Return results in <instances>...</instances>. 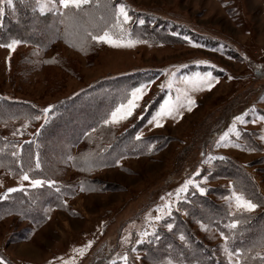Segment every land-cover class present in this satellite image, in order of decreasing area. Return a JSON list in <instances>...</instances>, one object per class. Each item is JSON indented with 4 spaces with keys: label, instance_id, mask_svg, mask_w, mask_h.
Segmentation results:
<instances>
[{
    "label": "rangeland",
    "instance_id": "obj_1",
    "mask_svg": "<svg viewBox=\"0 0 264 264\" xmlns=\"http://www.w3.org/2000/svg\"><path fill=\"white\" fill-rule=\"evenodd\" d=\"M121 3L132 17L123 32L112 27L116 5ZM24 4L32 11L30 26L48 18L50 25L40 27L54 32L43 39L32 38L33 44L18 39L12 50L0 47V98L8 101L0 102L2 107L28 105L41 116L35 126L19 119L0 124V135L10 141L8 147L19 149L52 119L50 111L61 110L62 102L89 87H93L91 97L106 102L121 99L112 110L126 103L133 88L141 84L146 88L131 116L105 124L112 137L126 130L133 131L132 137L121 144L109 140L111 144L100 152L104 142L90 132L87 140L70 148V155L82 148L85 159L75 162L79 170L65 159L58 164L61 171L56 178L53 172L58 166L51 171L53 186L33 188L29 181L20 180L23 173H0V194L24 185L22 191L0 199V260L5 264H99L98 258L107 255L108 264L169 260L172 264H241L239 252L249 247L240 246L241 242L250 240L248 229L242 228L248 217L264 213V120L259 119L264 117V0H89L79 10L43 14L36 0ZM13 6L14 0L12 6L0 5L11 15ZM143 28L145 37L140 35ZM105 29L125 44L135 43L113 46L87 35H102ZM208 72L215 77L210 90L188 86V95L195 101L191 111L184 107L181 116H165L161 126L149 123L166 98L175 101L179 94L183 102L182 77ZM168 82L171 89L160 87ZM49 105L45 119L41 110ZM236 116L244 118L235 124L238 136L229 132ZM79 118L87 117L75 119ZM109 131L105 130L104 138L110 137ZM226 132L229 135L217 144ZM55 141L54 136L50 144ZM81 169H87L85 174ZM186 180L195 183L177 198L176 190ZM241 184L246 188L250 184L251 193L244 192ZM234 191L257 207L250 212L237 210L228 199ZM194 195L219 206L224 216L212 219L214 213L201 211ZM233 220L235 228L229 227ZM174 228L188 232L203 248L199 259L184 234L171 233ZM163 237L169 239L166 247L172 250H158L152 257L148 246L154 247ZM251 240L260 242V238ZM89 241L91 246L81 255L78 250ZM258 250L251 246L248 252L255 256ZM164 253L167 256L162 257Z\"/></svg>",
    "mask_w": 264,
    "mask_h": 264
},
{
    "label": "trees",
    "instance_id": "obj_2",
    "mask_svg": "<svg viewBox=\"0 0 264 264\" xmlns=\"http://www.w3.org/2000/svg\"><path fill=\"white\" fill-rule=\"evenodd\" d=\"M24 2H30V0H14V14L11 15L10 12L6 9L4 11L3 16H0V42H7L5 41L7 39H19L29 44H33L35 42L32 38L41 37L43 39L44 37H48L49 35L53 34L54 30L52 32V29L50 31L47 28L46 30H44L45 28L42 29L43 27H40H48V25H50V21L48 20V18L41 19L42 22H39L40 25L36 26L35 24H32V26H30L32 11L29 7L24 4ZM32 27L35 29V32L31 30L33 29ZM145 30L146 29L143 28V31L140 34L142 35V37H145V34H143ZM151 31L154 32L152 29ZM19 37L25 38L21 39ZM45 41H43L42 43H46ZM135 83H138V81H133V85H136ZM108 85L109 84L107 83V87ZM130 87H132V84ZM92 90L93 87H89L83 92L80 91L77 95L71 97L70 99H67L69 101L62 102L60 104V106L63 107L61 110L55 108L54 110L50 111V113L53 115L52 119H50L46 124L42 125L38 130H36L35 133L32 135L31 140H26L29 142L23 141L20 144L21 147L19 149H14L13 147L12 149L8 147L7 145L10 142L9 139L4 138L0 135V173L16 175L22 174L23 172H28L31 178L51 180L49 179L52 177L51 171H53L54 168L58 166L59 163L63 162L65 159L67 163L75 165L76 169H78L75 162H77L79 157L85 159V156H81L82 148H79L76 153H73L71 155L70 148L79 143H82L83 140H87V135H89L90 132H92V134L94 135H99L101 137L100 142H104V145L102 146V150L100 152L106 150L107 146L111 144L109 140H112L111 142L118 141L119 144L124 142L126 143L127 140L132 137V130H126L124 134L121 133L117 136L112 137V133H110L107 126H105V124L103 123V121L108 117L110 110H112L114 106L122 100H114L113 98H111L108 102H106V99L105 101H102L101 99L96 98L95 96H89L91 95ZM0 102L8 103V101L3 98H0ZM89 106L90 108H95V110H88L87 107ZM10 107H12L11 104H6L4 108L0 103V124L6 123L12 119L27 121L33 126L37 124L38 120L34 119V117L38 115V111L35 110L33 107L23 104L16 105V107L18 108L15 109H12ZM74 116L75 118L81 116L87 118L85 120H81L80 118L76 120ZM67 118L70 120H67ZM105 130L109 131V138H104L103 133L105 132ZM85 133H87V135H85ZM54 136L56 137V141L50 144V139ZM33 139L34 141L40 142L39 147L35 146L36 143L33 141ZM147 140V138L141 139V141L143 142H147ZM13 143L16 144L17 142L15 141ZM97 143L98 139L96 140V144ZM95 151L96 150H94L93 152L94 157L97 158L98 154L95 155ZM138 151L142 152V149L138 148ZM13 152L16 153L15 156H13ZM69 157H71V159ZM37 158L40 163L39 168L35 167ZM29 169H31V171H29ZM86 170L87 169H81L84 174ZM59 171H61V168L58 166L53 172L54 178L57 177L56 174ZM46 172L49 173L46 174ZM241 186L244 188V192L248 194L251 193L250 191L252 190V188L250 184V190L249 188L245 187V184H241ZM193 197L195 200H197L196 204L201 207V211L207 212V215L209 214V212L215 214H212V219L216 220L218 217L224 216V211L220 210L219 206L214 205V203H212L210 200L206 199L205 197H202V202L201 197L197 198L195 197V195ZM15 201L19 202L20 199L16 197ZM1 211L2 210H0V212ZM246 221V227L242 228V230L248 229L249 232L247 234L250 236V240L248 241L249 238L244 236L245 238H247V240H245V242H241L244 244H241L240 246L249 245V247L246 250L239 252L242 257L240 263L264 264V213L261 212L257 216L248 217ZM177 226L181 227L182 222L179 223ZM252 229L255 230L253 231ZM171 233L184 234L186 240L188 241L191 252L196 256L197 259H199V256L202 255L203 248H201V246L194 240L191 235L188 234V232L184 233L174 228ZM252 238H260V240H258L260 242H253L251 240ZM168 240H166V237H163L158 243L152 245L154 247H151V245L148 246L149 255L155 257L156 251L158 250H161L165 253L172 250L171 246L168 248L166 247L168 245ZM232 244L235 245L234 242H232L231 245ZM251 246L259 248L258 254H256L255 256L248 252V249L251 248ZM165 253L162 255V257L167 256ZM106 258L108 259L109 257H107V255H101L96 262H99V264H108L105 261ZM149 259L152 260L153 258Z\"/></svg>",
    "mask_w": 264,
    "mask_h": 264
},
{
    "label": "snow or ice",
    "instance_id": "obj_3",
    "mask_svg": "<svg viewBox=\"0 0 264 264\" xmlns=\"http://www.w3.org/2000/svg\"><path fill=\"white\" fill-rule=\"evenodd\" d=\"M7 4L8 6H12L13 0H0V5ZM36 3L38 5V10L41 14H43L46 11H52L55 10L57 12H61V9H70L75 8L77 10L81 9V7L85 4L89 3V0H58V6H56V0H36ZM4 7H0V16H3L4 14ZM63 14V13H61ZM130 20H132V17L128 14V10L126 5L124 4H118L116 5V11H115V23L113 24V28H119L121 32H123V25L127 24ZM144 21L141 20L140 23H143ZM88 36L91 37L92 41L95 42H104L108 43L113 46H128L131 47L133 43H135L132 40H128L125 44L123 40L117 39L116 36L113 34V32L110 29H105L103 31L102 35H93L92 33H87ZM187 39V37H185ZM19 40H12L11 43L7 45H0V47H7L10 50L14 49L17 44H19ZM196 63H208L207 61H196ZM183 67H186L184 65ZM184 84L186 85L184 94H183V102H181V96L178 94L175 101H173L170 98H166L164 102L160 105V109L153 115L152 120L149 123H155L156 126H161V119L165 116H181L182 111L181 109L184 107H187L188 111H191L192 107L195 104L194 99L188 95L189 88L188 86H191L192 90H203V87H206L207 89H211L213 86V80H215V77L212 76L211 72L204 73L201 75L200 73H195L193 77H182L181 78ZM203 86V87H202ZM160 87L163 89L165 87L171 89L173 87L171 82H168L166 85L161 84ZM146 85L141 84L139 87H135L131 90L130 96L127 98L126 103L119 104L114 110L111 111L110 115L107 119L103 121L104 124L109 123H118L121 120L127 119L129 116H131L134 112V110L139 107V101L143 98V94L145 91ZM179 93V89L177 90ZM51 105L48 107L42 109V113L45 114V119H47V114L49 113V110L51 109ZM36 120H40L41 116L36 115L34 117ZM259 119L264 120V117H260ZM239 121L241 123L244 122L243 116H236L233 120V127L229 129V132H235V134L238 136L239 133L235 131V124ZM87 135V133H85ZM229 135L228 132L224 133L220 137V140H218L216 143L220 144L221 141L225 140V137ZM140 138V134L137 135V139ZM264 138V137H262ZM151 150V149H150ZM16 153L13 152V156H15ZM71 159V157H69ZM36 168L40 167L39 160L37 158V162L35 164ZM31 171V169H29ZM21 181H29L30 187L37 188L41 187L45 184H47L49 187L53 186L55 184V181L52 180H43V179H34L31 178L28 174V172H23V174L20 177ZM195 182L192 180H186L184 184L176 190L177 198H179V193L182 191H186L189 184H194ZM24 189L23 183L20 184L19 188L10 187L7 188L6 192L3 194H0V199L6 198L8 193H12L15 191H22ZM83 190V188H81ZM59 191V189H57ZM199 191L203 193L205 189L203 187L199 188ZM231 201H234L235 208L237 210H244V211H252L254 210L257 205L253 203L250 199L245 198L244 194L233 192L232 196L228 198ZM156 219H160L159 216L156 217ZM237 222L233 220L232 224L229 225L231 228L236 227ZM168 228L171 229L172 225L169 224ZM146 235V233H145ZM223 235V233H221ZM181 240H184V236L180 237ZM227 239V237H225ZM138 243L140 241H137ZM91 241L88 242L87 245H85L83 248L79 249L78 251L82 255L85 248L91 246ZM227 251V249H226ZM232 253H229V256H231ZM125 261L127 260V256L122 257ZM0 264H5L4 261L0 260ZM51 264V262H49ZM165 264H172V261H167Z\"/></svg>",
    "mask_w": 264,
    "mask_h": 264
}]
</instances>
